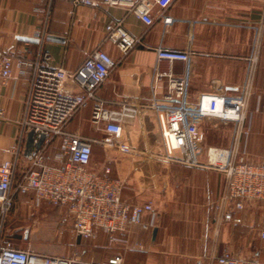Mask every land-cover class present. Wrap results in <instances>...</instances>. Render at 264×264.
<instances>
[{
	"label": "crops",
	"instance_id": "crops-1",
	"mask_svg": "<svg viewBox=\"0 0 264 264\" xmlns=\"http://www.w3.org/2000/svg\"><path fill=\"white\" fill-rule=\"evenodd\" d=\"M154 12L156 20L148 25L134 14L127 15L124 8L102 3L74 7L71 0H50L49 4L47 0H0V48L16 49L27 58H34L43 49L51 54L54 66L73 70L100 45L107 23L124 19L125 28L132 35L143 37L144 45L128 54H123L113 43L103 45L117 65L100 87L99 97L108 101V107L124 125L120 140L127 149L110 162L113 176L125 181L122 198L129 203H151L154 212H146L142 223L129 227L123 235L124 241H116L120 249L117 252L124 257L123 264H208L213 255L224 250L264 260L261 235L264 216L258 212L264 203H249L243 212V223H226L216 236L208 202L221 195L224 174L213 168L171 160L164 145L158 108L170 102L165 97L170 79L183 77L187 70L192 102L204 93H242L255 57L252 106L264 107V0H175L167 9V14L173 17L167 24L158 17L157 8ZM38 33L45 34L43 42L39 41ZM50 34L58 38L49 39ZM158 47L190 49L191 59L189 62L159 60ZM29 87L30 76L17 68L13 78L0 87L5 111L0 128V165L5 160H16V179L30 165L27 134L22 138L21 125ZM94 102L82 107L69 123V129L92 138H106L107 134L91 120ZM250 126V151L261 160L264 111L251 117ZM260 126L263 131L258 130ZM19 145L20 152L16 154ZM206 147L229 146L209 142ZM57 151V144L48 149L50 164H60L55 158ZM201 151L206 157L205 149ZM208 154L209 150L206 161ZM104 163H108L104 148L95 145L92 166L100 167ZM63 221L65 230L71 233L68 207L56 206L32 193H16L4 230L20 248L63 255V244H38L41 239H50L52 232L59 233ZM156 227L158 231L154 235ZM76 238L88 248L79 251L76 239L72 255L63 256L101 262L115 255L96 259L95 256L100 257L97 251L100 244H88L84 242L88 239ZM98 238L105 240L109 234L100 230Z\"/></svg>",
	"mask_w": 264,
	"mask_h": 264
},
{
	"label": "built area",
	"instance_id": "built-area-1",
	"mask_svg": "<svg viewBox=\"0 0 264 264\" xmlns=\"http://www.w3.org/2000/svg\"><path fill=\"white\" fill-rule=\"evenodd\" d=\"M71 1L74 7H93L102 3L124 8L127 15L134 14L153 25L156 8L164 23L173 21L167 9L175 0ZM36 10L46 11L44 8ZM37 37L41 42L45 40L44 33H38ZM107 42L113 43L123 54L144 45L143 37L132 35L121 19L107 23L100 45L73 70L54 66L51 54L43 49L34 58H27L16 49L0 48V87L13 78L15 68L30 76L21 121L22 138L34 131L36 144L41 135L46 136L41 147L28 154L30 165L21 178H15L16 160H5L0 165V264H123L124 261L119 253L99 262L16 246L4 230L16 193H32L56 206L68 207L72 232L88 240L96 239L102 230L112 235L113 240L124 241L123 235L131 225L142 223L146 212H154L151 203L123 200L125 181L113 176L110 162L127 148L120 140L124 133L123 123L108 107V101L99 97L100 87L117 65L103 49ZM156 52L159 60L189 62L191 59L190 49L158 47ZM253 60L245 89L238 95L204 93L192 102L187 70L183 77L170 79L165 96L170 102L158 107L164 145L170 159L194 167L213 168L224 174L221 195L208 202L216 236L226 223H243V212L249 203L264 202V156L261 160L249 161L244 155L247 151L239 148L241 138L248 137L249 133L244 123L256 73L257 58ZM90 101H95L91 120L97 129L107 134L106 138H92L69 129V123ZM4 114L0 101V128ZM209 117L234 121L240 126L234 148H211L208 162H202L200 152L206 138L203 123ZM54 144L58 145L55 153V158L60 161L58 165L47 161V151ZM95 145L104 148L108 162L100 167L92 166ZM15 152H20V145ZM261 235L264 237V229ZM208 264H264V260L224 250L213 255Z\"/></svg>",
	"mask_w": 264,
	"mask_h": 264
},
{
	"label": "rangeland",
	"instance_id": "rangeland-1",
	"mask_svg": "<svg viewBox=\"0 0 264 264\" xmlns=\"http://www.w3.org/2000/svg\"><path fill=\"white\" fill-rule=\"evenodd\" d=\"M50 0H47V4H49ZM255 99V94L251 96L250 99V103H249V107L247 110V114H246V120H245V129L248 130V137L243 136L240 140V145L239 148L242 151H247V154L245 155V158L249 161H258L261 157H257L255 155L252 154V152L250 151V145H251V126H250V119L254 114H260L262 115L263 111H264V107H260L259 109L257 107L253 108V101ZM239 124L237 122L234 121H228V120H223V119H219V118H213V117H209L207 119H205V123H203V129L205 131V143L203 144V148L206 151V157H207V152L208 150H210L209 148L206 149V145L209 142H214V143H219L223 146H229V147H225V148H234L236 146L237 143V135H238V131H239ZM260 129H258L259 131H261L263 129V126L259 127ZM263 131V130H262ZM219 148V147H217ZM223 148V147H222ZM206 157L203 155V152H200V160L202 162H208L206 161ZM208 158H209V154H208ZM264 203V202H263ZM264 205V204H263ZM258 212L260 213V216H264V207L262 206L261 208H258ZM60 224H61V219H60ZM64 222L62 223L63 226L59 225V233H55L52 232V236L50 235L47 241H44V239H41L38 241V244L41 245H47V244H57V245H61L63 246V248L65 249L64 252H61V254L63 255H72L73 253V247L72 245L76 242V235L73 232H67L65 230V225ZM63 228V229H61ZM67 236V237H64ZM21 237L23 238V235H21ZM42 237V236H41ZM98 238V237H97ZM93 239V240H89V241H84L85 243L88 244H100L99 248H97V251L99 252L100 257H96V259H103L104 256H109V255H113L119 252V247L118 244L116 243L115 240H113L112 235H109V238H106L105 240L100 239ZM80 239H78L77 241H79ZM81 241H79L78 244H80ZM63 244V245H62ZM74 246V245H73ZM83 248H88L87 244H83L82 243L79 245L78 250L82 251ZM118 251V252H117ZM98 255V254H97ZM98 255V256H99Z\"/></svg>",
	"mask_w": 264,
	"mask_h": 264
},
{
	"label": "water",
	"instance_id": "water-1",
	"mask_svg": "<svg viewBox=\"0 0 264 264\" xmlns=\"http://www.w3.org/2000/svg\"><path fill=\"white\" fill-rule=\"evenodd\" d=\"M24 39H27V40H30V41H37V39L35 38H32V37H22ZM48 38L49 39H57L58 37L55 36V35H48ZM46 136L45 135H41L40 138H39V141L35 144L34 143V139H35V133L34 131H30L28 134H27V149H26V152L29 154L32 150H33V146L34 144L36 145V149H39L42 145V143L44 142ZM158 231V228L156 227L154 229V235L157 233Z\"/></svg>",
	"mask_w": 264,
	"mask_h": 264
}]
</instances>
